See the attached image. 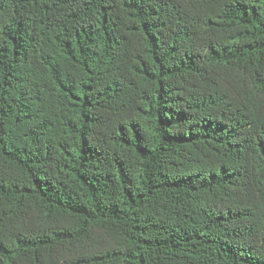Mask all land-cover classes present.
Masks as SVG:
<instances>
[{"label": "trees", "instance_id": "16d2710c", "mask_svg": "<svg viewBox=\"0 0 264 264\" xmlns=\"http://www.w3.org/2000/svg\"><path fill=\"white\" fill-rule=\"evenodd\" d=\"M0 264H264V0H0Z\"/></svg>", "mask_w": 264, "mask_h": 264}]
</instances>
